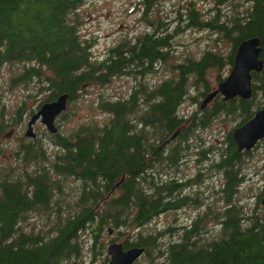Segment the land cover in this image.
<instances>
[{
    "label": "trees",
    "instance_id": "16d2710c",
    "mask_svg": "<svg viewBox=\"0 0 264 264\" xmlns=\"http://www.w3.org/2000/svg\"><path fill=\"white\" fill-rule=\"evenodd\" d=\"M85 1L0 0V73L5 65L24 64L13 80L33 82L44 94L41 103L62 93L69 94V102L90 81L105 84L115 76H144L152 72L155 61L166 62L171 33L159 35L158 31L144 33L133 43L123 40L102 61L92 60L88 42L80 37L76 15ZM195 12L188 9V25L232 36V49L225 60L220 53L205 50L197 59L187 57L176 64L171 76L158 85L148 88L138 83L125 99H102L99 108L110 115L104 125L88 123L69 134L53 135L58 150L47 170L40 169L28 177L2 178L0 264H66L79 255L80 233L85 229L91 230L94 251L108 227H138L179 204L189 203L186 198L172 199L180 183L173 177L162 179L165 168L176 165V148H169L164 155L161 152L162 143L178 129L177 140L188 136L187 130L180 129L184 120L177 114L188 87L201 86L202 96L210 92L206 74L211 68L231 66L236 46L248 37H259L264 60V0H252L244 14L237 9L228 24L200 22ZM251 74V99L216 103L208 119L217 113L237 115V126H241L253 115L254 98L262 99L255 104L257 108L264 107V69ZM222 80L217 78L218 82ZM142 101L145 108L140 106ZM23 113L21 104L12 119L21 121ZM200 124L205 126L207 118ZM2 126L1 122L0 131ZM228 136V152L216 164L227 174L222 189L226 202L231 201L242 180L241 155L248 154L237 152L231 132ZM23 152L24 160L46 158L37 150L27 148ZM74 177L87 181V189L66 193L64 186L70 185L66 179ZM109 191L110 198L103 199ZM28 211L45 214L47 220H53V226L36 233L22 230L21 222ZM243 215L240 206L233 203L222 211L205 210L182 229L181 240L169 242L160 264H264V211L246 219ZM211 218L222 221L221 238L206 243L199 239L200 230L202 221ZM157 239L156 234L138 235L136 241H125L123 246L144 247L148 255L150 249L160 251ZM98 243L103 249V243Z\"/></svg>",
    "mask_w": 264,
    "mask_h": 264
},
{
    "label": "rangeland",
    "instance_id": "374dc122",
    "mask_svg": "<svg viewBox=\"0 0 264 264\" xmlns=\"http://www.w3.org/2000/svg\"><path fill=\"white\" fill-rule=\"evenodd\" d=\"M188 8L196 9L195 15L200 22L217 20L228 24L229 19L240 9V3L238 0H86L79 6L76 11L79 34L81 39L88 42L94 61H102L119 42L127 40L133 43L140 35L153 31H158L159 35L170 32L171 47L166 62L155 61L149 74L115 76L105 84L90 81L84 85L77 91L74 100L68 102L64 114L55 120L58 134H69L88 123L104 125L110 115L100 110L102 99H125L138 83H144L148 88L158 85L169 78L176 70L175 65L184 62L187 57L197 59L205 50L211 49L220 53L224 59L232 49V36L211 28L188 25ZM23 65H5L0 73V123H3L0 131V180L12 175L28 177L40 169L47 170L52 161L50 159L58 150L53 143V134L47 132L39 122L34 126L37 135L35 139L23 135L28 112L36 110L41 99H44V94L37 90L33 82L30 85L13 80L22 71ZM229 71V65L211 68L206 74L209 91L217 87V78L225 79ZM201 90L204 88L199 85L189 86L177 110V114L185 119L180 128L187 130L188 136L181 141L174 139L162 147L166 154L169 148L177 144L182 146L179 160L182 166L165 168L166 176L162 179L174 177L181 185L187 184L181 197L188 196L189 203L177 210H168L138 227L131 225L126 229H114L111 235L104 230L98 239V242L103 243V249L98 248L97 242L92 251V233L90 229H85L80 233L79 255L66 264H109L106 246L110 241L134 242L138 235L148 234L158 236L160 251L150 249L149 254L145 253L135 264H160L169 242L181 240L182 229L189 227L205 210L222 211L233 203L240 206L245 219L264 211V143H259L249 155H241L243 179L236 187L231 201L226 202L222 192L226 182L216 164L221 153L227 150L228 134L239 122V117L218 113L205 126L195 124V115L200 113L199 102L204 97ZM260 100L254 98V103L257 105ZM219 102H223L220 96L210 105L212 107ZM21 104L24 113L21 121L17 122L12 118ZM255 104L254 107H257ZM140 106L145 108V103L142 101ZM211 111L208 108L207 113ZM8 132H11L10 136L6 135ZM187 144L189 148H186ZM27 148L45 154L46 158L23 162L22 151ZM172 199L177 200L176 192ZM192 199L197 200L194 203ZM25 216L21 222L24 231L36 233L47 231L53 226V220H47L43 213L28 211ZM244 221L248 223V220ZM221 222L219 219H204L199 239L206 243L219 240Z\"/></svg>",
    "mask_w": 264,
    "mask_h": 264
},
{
    "label": "water",
    "instance_id": "95a60500",
    "mask_svg": "<svg viewBox=\"0 0 264 264\" xmlns=\"http://www.w3.org/2000/svg\"><path fill=\"white\" fill-rule=\"evenodd\" d=\"M262 47L257 36L248 37L241 40L236 46L232 65L228 75L217 87L207 93L200 107L204 108L217 94L223 100H230L235 97L250 99L252 96V72H261L264 69V60L261 58ZM69 100L68 93H62L55 100L42 103L39 108L31 113L26 123L24 136L35 138L36 133L33 129L34 124L39 121L44 125L47 132L55 134L57 127L55 119L67 108ZM175 132L171 137H176ZM233 140L237 150L249 151L255 147L259 140L264 139V108L258 109L253 117L232 131ZM264 204V197L262 199ZM112 228H108L111 234ZM106 251L109 257V264H133L144 254V247H130L125 249L122 243L112 241L108 243Z\"/></svg>",
    "mask_w": 264,
    "mask_h": 264
},
{
    "label": "flooded vegetation",
    "instance_id": "af4514ba",
    "mask_svg": "<svg viewBox=\"0 0 264 264\" xmlns=\"http://www.w3.org/2000/svg\"><path fill=\"white\" fill-rule=\"evenodd\" d=\"M147 1V0H146ZM250 2V0H247V4ZM189 9V8H188ZM195 9V8H194ZM216 99V98H215ZM238 99H241V98H238ZM214 100V99H213ZM212 100V101H213ZM220 100L222 101V99L220 98ZM243 100V99H242ZM52 101V100H51ZM200 103V102H199ZM198 103V104H199ZM200 105L201 104H199V114L198 115H195L196 117H197V121H195V124H197V125H200L201 126V121H202V119L203 118H207V123L210 121V119L213 117V116H215V115H212V116H210L209 117V119H208V117H207V115H209L210 113H212L213 112V110H214V108H215V106H212L211 107V105H210V103H209V105H207V106H205L204 108H201L200 107ZM215 105V104H214ZM208 108H211L212 109V111L211 112H208L207 113V110H208ZM256 107H254L253 106V110L255 109ZM32 112V110H30L29 112H28V115L30 114ZM218 114V113H217ZM30 116V115H29ZM29 116H28V118H27V120H26V122H25V127H26V123H27V121H28V119H29ZM59 117H60V115H59ZM58 118V117H57ZM183 122H182V124L185 122V119L183 118ZM181 124V125H182ZM35 126V125H34ZM182 128V127H181ZM182 131V130H181ZM6 135L7 136H10L11 135V132H8V133H6ZM180 141V140H179ZM235 144V143H234ZM40 146V145H39ZM173 148H176V150H177V162H176V165L175 166H182V163L179 161L180 160V158H181V149H182V146H181V144H177V145H175L174 147H172V149ZM186 148H189V145L187 144L186 145ZM228 148H229V146L227 147V150H226V152H222L221 153V158H220V160L222 159V157H223V155H226L227 154V152H228ZM235 149H236V151L237 152H240V153H243V151H238L237 150V146L235 145ZM162 152V154L164 155V150H162L161 151ZM22 153H23V156H24V152L22 151ZM249 153L250 152H248V154L247 155H249ZM219 155H220V153H219ZM243 155H245V154H243ZM23 156H22V160H23V162H26L25 160H24V158H23ZM220 160H219V162H220ZM218 162V163H219ZM174 166V167H175ZM176 169H177V171H178V167H176ZM218 170H220L221 171V175H223V177H224V183L228 180V178H227V174H226V172H225V170L223 169V168H217ZM239 177H241V179H243V177L242 176H240L239 175ZM74 178H75V180H74ZM74 178H71V179H66V181L68 180L69 182H70V185H68L67 183H66V185L64 186V190L66 191V193L68 192V191H72L73 193H75V194H78V192H79V190H80V188H83V189H87V186H88V183H87V181H85V180H82V179H79V178H76V177H74ZM174 178V177H173ZM73 179V180H72ZM178 183H180V181H178L176 178H174ZM96 180H97V182H99V184L101 185V180H100V178L99 177H97L96 178ZM93 182H91L90 181V184H92ZM96 183V182H95ZM97 184V183H96ZM98 185V184H97ZM187 184H185V185H180V184H178V186L176 187V197H177V200H180V199H184V198H186V199H189V197L188 196H182L181 197V194H182V191L183 190H185V186H186ZM99 186V185H98ZM114 187V186H113ZM113 187L111 188V190L110 191H114L115 189H113ZM110 191L109 192H107V193H105L104 195H103V199H106L107 197H109V194H110ZM115 193V192H114ZM114 193H113V195H114ZM110 198V197H109ZM108 198V199H109ZM176 200V201H177ZM186 205V203H182V204H179L177 207H176V210L177 209H179V208H181L182 206H185Z\"/></svg>",
    "mask_w": 264,
    "mask_h": 264
},
{
    "label": "bare ground",
    "instance_id": "6f19581e",
    "mask_svg": "<svg viewBox=\"0 0 264 264\" xmlns=\"http://www.w3.org/2000/svg\"><path fill=\"white\" fill-rule=\"evenodd\" d=\"M252 94H253V90H252ZM59 96V95H58ZM252 97V96H251ZM57 98V97H56ZM235 98H240V97H235ZM235 98H233V99H235ZM241 99H243V98H241ZM251 99V98H250ZM250 99H243V100H250ZM251 119V118H250ZM239 127V126H238ZM233 138V137H232Z\"/></svg>",
    "mask_w": 264,
    "mask_h": 264
}]
</instances>
